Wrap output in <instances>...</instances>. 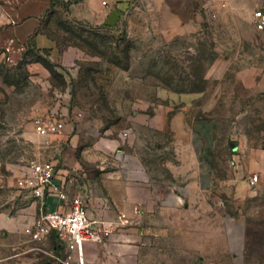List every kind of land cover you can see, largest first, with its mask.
<instances>
[{
  "label": "rangeland",
  "instance_id": "374dc122",
  "mask_svg": "<svg viewBox=\"0 0 264 264\" xmlns=\"http://www.w3.org/2000/svg\"><path fill=\"white\" fill-rule=\"evenodd\" d=\"M24 1L0 0V34L13 26L7 15L18 11ZM100 1L91 0L94 8L104 11L112 6V0H107V7H101ZM48 2L39 31L52 41L51 47L41 49L28 42L10 54L0 35L4 179L0 186L13 189L8 180L14 170L31 160L55 161L67 147L59 135L51 136L48 144L40 142L34 124L36 116L51 110L61 96L67 100L68 113L77 117L72 131L83 136L82 145L87 137L88 142L120 137L127 129L123 118L133 108L144 110L156 103L158 87L174 92L205 90L215 124L209 151L213 183L205 194L193 196L189 209L169 215L168 237L158 260L149 233L148 260L150 264H264V180L251 187L247 176L252 171H247V191L240 197L231 182L237 158L246 164L255 151L264 152V53L256 56V81L243 82L240 67H211L217 56L208 34L212 19L203 18L202 35L163 31L167 0H131L112 23L76 19L69 2ZM140 135L129 147L133 145L147 172L169 179L172 149L158 147L162 141L151 139L149 131L142 129ZM104 154L94 163L75 150L66 155L69 165L80 159L72 169L78 176L73 175L70 186L84 205L89 190H101L103 172L115 176L123 170L121 149L110 148Z\"/></svg>",
  "mask_w": 264,
  "mask_h": 264
},
{
  "label": "crops",
  "instance_id": "0c3cea01",
  "mask_svg": "<svg viewBox=\"0 0 264 264\" xmlns=\"http://www.w3.org/2000/svg\"><path fill=\"white\" fill-rule=\"evenodd\" d=\"M61 1L69 2L71 16L76 19L112 23L127 9L131 0H112L110 9L104 11L103 8H94L91 0ZM48 3V0H25L18 11L12 10L7 15V22L13 26L0 35L5 38L3 41L10 54L18 52L28 42L41 49L51 47L52 41L39 31ZM99 4L107 7L108 1L101 0ZM257 9L264 13V0H167V25L162 29L202 35L205 33L203 18L212 19L208 34L213 40L217 56L211 67H240V80L251 83L257 77L256 56L264 53V29L257 30L253 22V12ZM155 93L156 103H151L144 110L133 108L123 118L127 129L120 137H96L91 142H88L90 137H87V143L81 145L83 136L72 131L77 120L73 113V123L67 124L59 135L60 141L67 147L55 159L58 179L71 195L75 191L70 182L73 181V175L78 176L72 169L80 159L76 157L69 165L66 162L69 151H78L88 163L103 158L105 150L110 148L121 149L125 155L123 170L115 176H104L107 173L103 172L101 190H89L85 194L88 217L110 221L114 225L107 239L85 243L87 264H150L147 255L149 233L151 248L155 250V259L158 260L163 255V242L168 237L169 215L189 209L193 196L196 193L205 194L213 183L209 151L214 142L215 124L209 114L206 91L174 92L158 87ZM66 101L63 97V103ZM142 129L150 132L151 139L162 141L157 142L158 147L162 145L172 149L173 159L167 162L169 179L147 172L141 158L135 154L133 145L129 147L130 142L141 139ZM37 138L43 142L39 134ZM233 164L235 177H232L231 182L235 186V196L240 197L247 191L244 184L247 171L258 173L259 182L264 180L263 151H255L246 164L238 158ZM18 169L12 172L8 180L13 189L0 186V264H56L54 255H61L64 248L54 232L35 241L24 231L35 223L41 201L15 186L14 177ZM2 180L0 171V185ZM45 202L51 210L61 209L53 196L46 197Z\"/></svg>",
  "mask_w": 264,
  "mask_h": 264
},
{
  "label": "built area",
  "instance_id": "2783aa9c",
  "mask_svg": "<svg viewBox=\"0 0 264 264\" xmlns=\"http://www.w3.org/2000/svg\"><path fill=\"white\" fill-rule=\"evenodd\" d=\"M253 22L257 30L264 29L262 10L257 9L253 12ZM67 105L63 103L61 96L51 110L34 119L37 133L45 144L49 143L51 136L62 134L67 124L73 123ZM258 182L259 174L252 173L248 183L250 186H256ZM14 183L18 189L30 192L34 198L40 199L37 219L24 231L35 241H40L54 232L64 248L61 255H54L56 264H87L84 254L85 243L102 242L112 234L114 228L112 222L90 219L83 200L64 189L58 179L56 161H29L23 168L18 169ZM48 196L55 197L61 209H49L45 202Z\"/></svg>",
  "mask_w": 264,
  "mask_h": 264
},
{
  "label": "trees",
  "instance_id": "16d2710c",
  "mask_svg": "<svg viewBox=\"0 0 264 264\" xmlns=\"http://www.w3.org/2000/svg\"><path fill=\"white\" fill-rule=\"evenodd\" d=\"M70 103V102H69Z\"/></svg>",
  "mask_w": 264,
  "mask_h": 264
}]
</instances>
